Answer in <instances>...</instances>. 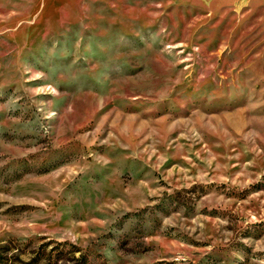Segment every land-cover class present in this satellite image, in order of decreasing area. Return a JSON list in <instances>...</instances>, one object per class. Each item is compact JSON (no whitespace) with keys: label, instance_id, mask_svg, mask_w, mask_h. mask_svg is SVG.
<instances>
[{"label":"rangeland","instance_id":"rangeland-1","mask_svg":"<svg viewBox=\"0 0 264 264\" xmlns=\"http://www.w3.org/2000/svg\"><path fill=\"white\" fill-rule=\"evenodd\" d=\"M8 264H264V0H0Z\"/></svg>","mask_w":264,"mask_h":264},{"label":"trees","instance_id":"trees-1","mask_svg":"<svg viewBox=\"0 0 264 264\" xmlns=\"http://www.w3.org/2000/svg\"><path fill=\"white\" fill-rule=\"evenodd\" d=\"M2 249L0 248V264H8L9 258L7 256H4V254L1 252ZM40 259H34L32 262H28L25 264H38Z\"/></svg>","mask_w":264,"mask_h":264}]
</instances>
